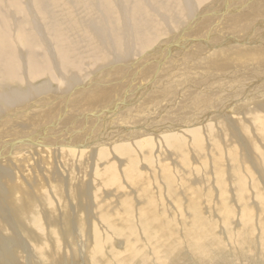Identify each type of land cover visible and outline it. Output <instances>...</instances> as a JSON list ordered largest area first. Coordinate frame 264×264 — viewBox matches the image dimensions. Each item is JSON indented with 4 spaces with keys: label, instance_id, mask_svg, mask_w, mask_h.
<instances>
[{
    "label": "rangeland",
    "instance_id": "rangeland-1",
    "mask_svg": "<svg viewBox=\"0 0 264 264\" xmlns=\"http://www.w3.org/2000/svg\"><path fill=\"white\" fill-rule=\"evenodd\" d=\"M261 2V8H264V1ZM261 8L256 7L253 13L244 18L246 21L249 16L252 17L247 23L255 19L252 23L255 26L253 34L249 38H239L237 42L226 45L225 36L230 35V31L218 32L220 37L216 40H219V43L212 42L214 37L208 42H211V45L221 44L220 46H210L208 43L205 45V37L204 40H194L193 50L181 59L182 63L179 65L183 67L191 63V58L201 55L195 46L205 45L206 52L208 51L205 59L210 57L209 64L214 69L208 66L198 67L199 69L196 68L193 72L189 69L190 74L186 77L191 79L192 83L205 75L207 77L208 73H216L218 69L223 71V61L227 59L224 57L225 53L238 54L241 50L239 55L242 56L239 58L240 61L244 60L237 62L236 67L243 65L239 70L221 72L224 79L218 75L220 79H217L223 81V93L210 100L214 107L209 112L213 109L220 110L219 114H214V118L215 115H225L223 112L230 114L231 118L220 125H214L212 129L202 128L200 140L188 135L183 137L185 144L182 149L161 142L156 143L150 152H135L129 157L120 155L121 152H109L108 156L102 159L99 157L98 147L96 155H93L92 150L76 153L80 154L79 156L65 151L64 156L61 152L54 155L52 151L47 150V153L33 152L24 156L25 158L18 155L19 157L12 161L8 157L3 158L8 161L3 165L10 166L8 170L11 172L4 178L5 183L4 175H1L3 185L0 189V206L4 207L10 217L0 216V236L11 240V255L8 259H12V264H264V130H260L264 123L259 118L264 120V111L259 112L264 110V9ZM255 15L260 17L255 18ZM215 33L217 36V31ZM185 47L187 48V45L183 46ZM176 48L175 44H171L168 50L173 51ZM206 52L204 51L205 54ZM233 57L230 59H239ZM220 61L223 62L222 67L218 66ZM257 63L258 66L263 65L258 67ZM251 65L255 69H252ZM181 84L189 82L175 81L171 91L181 88ZM226 90L235 92L230 95V99L227 98ZM48 95L41 99H46ZM149 101L151 100L147 98V103L143 101L134 108L129 107L123 114H118L116 119L114 118L116 121H112L109 126L111 130L131 119L129 124L140 120L136 125L150 119L152 116L148 118L147 115L143 118H132L133 114L141 112ZM138 106L140 108H137ZM235 106L241 109H235ZM247 108H250V112ZM198 111L193 116H198ZM158 112L156 117L160 118L159 116H165L167 110ZM193 116H190V119ZM177 120L178 118L174 121ZM119 124L120 126H117ZM161 132L154 131L145 135L157 136ZM112 147L105 145L109 151ZM132 159L137 165L135 173L138 179L130 177ZM148 219L157 223L159 233L148 224ZM198 223L204 228L211 226L209 235L213 240L208 239L205 243L213 253L205 255L204 251L201 254L198 250L193 252L188 232ZM128 224L136 226L132 231V234H135L133 237L127 231ZM157 233L162 242L160 247L151 244L155 242ZM169 248L173 249L169 251ZM3 249L4 247H0V252ZM6 263L7 261L2 262Z\"/></svg>",
    "mask_w": 264,
    "mask_h": 264
},
{
    "label": "bare ground",
    "instance_id": "bare-ground-1",
    "mask_svg": "<svg viewBox=\"0 0 264 264\" xmlns=\"http://www.w3.org/2000/svg\"><path fill=\"white\" fill-rule=\"evenodd\" d=\"M261 1L264 0H0V119L8 115L0 120V160L8 157L12 161L16 157H24L33 152L44 153L45 151L47 153V150L52 151L54 155L60 154L59 152L63 154L64 151L74 155L92 150L94 155L97 149L99 150L98 147L94 146L86 149H73V147L56 148L53 146L39 147L32 145L21 148L15 154L8 155L7 153L14 146L19 145L23 138L29 137L27 135L34 133L33 136H35L41 131L45 132L44 137L47 134L64 132L61 139L64 141V139L71 137V130H65V128L70 124H73V126L80 124V120L84 118L86 121L83 124L95 127L98 132V138L99 133H101L100 139H103V128H105L104 134L106 132L111 138L110 134L118 131L119 128L114 126V129L111 130L109 126L112 121H116L118 114H123L122 110H120V108H124L123 104H134L132 107L134 108L143 101L147 103V98L151 100L149 104L138 114H133L132 118H138V116L143 118L145 115L148 117L152 116L150 119L157 123L162 122L165 125V123L172 122L176 118L178 120H185L186 117L190 118L197 110H199V117H205L209 110L214 107L210 100L217 94L223 93L221 89L223 81L221 83L217 79V77L219 78L218 75H221L225 70L233 72L243 67V65L236 67L238 65L237 62L240 61V56H242L239 55L241 50L237 52L238 54L232 51V53H225L226 50L222 48L225 50L224 57L226 56L228 59L222 57L224 58L223 60L226 59L225 61L222 60L225 63L220 61L221 64H219L218 62V66L223 63V71L218 69L214 74L208 73L207 77L204 74L203 78L197 79L194 83L186 77L190 74L188 71L190 69L193 72L194 69L204 66L214 69L209 64L210 57L208 56L205 59L208 51L206 52L204 46L207 43L210 46L219 45H211V42H208L214 37L215 41L213 40L212 42L219 43V40H216L220 37L218 32L230 31V35L225 36L226 40L224 39L226 45L237 42L239 38H249L253 34V27L255 26L252 23L255 19L247 23L252 17L249 16L250 18L246 21H244V18L253 13V9L256 7L257 9L261 8V4H263ZM256 15L255 18L260 17ZM263 16L262 14V18ZM198 26L200 27L198 28ZM247 26L250 27L245 28ZM231 31H233V34H231ZM165 37H168V39ZM204 37L206 38V42L204 41L205 45L203 47L202 45L195 46L198 47L201 55L196 56L194 59L191 58L190 64L188 63L181 67L179 64L182 63V57L187 52L190 53L194 48L192 47V42L194 40L199 41L201 38L204 40ZM171 44H175V48L177 47L173 51L168 50ZM185 45H187V48H183ZM243 55L245 56L246 54L243 53ZM232 56H234L233 58H240L232 60L230 59ZM250 57V60H252V56ZM222 58L220 57V59ZM186 61L188 62V59ZM242 61L244 60L242 59ZM262 65L259 64L258 66L257 63L256 66L260 67ZM185 67L186 69L184 70L183 68ZM251 68L255 69L252 65ZM178 71H183V73L180 74ZM110 73L111 76L108 77ZM179 80L184 83L189 82L192 85L181 90L171 91L172 85ZM38 81L39 83H36ZM229 86L228 88H230ZM234 93L232 90L231 92L226 90L227 98L230 99V95H234ZM46 94H49L47 98L41 99ZM219 99L223 98L219 97ZM219 99H217L218 102ZM64 103L65 106H63ZM119 103L122 105L116 110V105ZM146 103L144 104L146 105ZM238 107L235 106L234 108L241 109ZM137 108L140 107L138 106ZM249 109L247 108V111ZM160 110H167V112L166 114L164 113L165 116L158 115L160 118H157L156 114ZM262 111L264 110H259V112ZM126 113L128 112L126 111ZM223 113L225 115L221 113V117H212L213 119L207 121L205 125L202 123L199 126L184 130L163 131L164 133L161 132L157 136L135 137L128 142H123V138L119 137L118 139L109 138L107 139L109 142L105 145L111 147L113 145V147L109 151L108 148H105V145L99 146V157L101 156L102 159H105L109 152L112 154H114L113 152H121L119 153L120 155L129 157L131 156L130 154L135 152L141 154L146 150H153L154 145L161 142L168 146L182 149L185 144L183 137L185 138L189 135L196 140L198 138L200 140L202 128L212 129L214 125H220L231 118L230 114H226L227 112ZM119 117L123 118L122 116ZM259 118L264 123L262 117ZM130 121L123 124V126L130 125L128 131L134 129V126L140 120H135L136 122L133 124H129ZM58 123L59 129H62L60 131L54 130ZM62 124L63 126L61 127ZM117 126H120V124ZM260 130H264V126H261ZM49 140L53 139L48 137L41 142H48ZM6 162L8 161L3 160L0 162V184L2 181L1 175H4L3 183H5L6 179L4 178L8 177V172H11L10 169L8 170L10 166L3 165ZM131 162L132 172L130 177L137 178L138 175L135 173L137 165L133 159ZM3 183L0 185V189ZM82 188L85 189L84 187ZM83 194L85 195V193ZM225 210L227 211L226 207ZM197 213L199 214V212ZM4 215L7 218L10 217L6 214L4 207L0 206V216L3 217ZM198 217L201 218L200 215ZM148 224L153 229L156 228L159 233L160 229L157 228V223L154 220L148 219ZM133 225L128 224L127 226V231L132 235L131 237L135 236L132 231L136 229V226ZM210 227L204 228L198 223L196 227H192L189 230L188 239L191 238L192 245L191 243L190 245L194 253H196V250L200 254L202 251H204V254L213 253L208 250L210 247L206 244L208 239L213 240V237L209 235L211 233ZM158 233L154 238L155 242H151V244L160 247L162 242L158 239ZM129 234L127 235L128 238H130ZM9 238L11 239V237ZM10 241L0 236V247H4L3 251L0 252V257L2 258L0 259V264L4 261H7L6 264H12V259H8L11 255L12 243ZM134 247H136V244L135 246L133 245V249H135ZM170 249L173 248H169V251H171Z\"/></svg>",
    "mask_w": 264,
    "mask_h": 264
},
{
    "label": "water",
    "instance_id": "water-1",
    "mask_svg": "<svg viewBox=\"0 0 264 264\" xmlns=\"http://www.w3.org/2000/svg\"><path fill=\"white\" fill-rule=\"evenodd\" d=\"M192 85L191 83L189 84H185L182 85L181 88H179L178 90L183 89L184 87L190 86ZM120 89V88H119ZM46 97V96H44ZM141 102V101H140ZM136 103V102H135ZM71 105V104H70ZM122 104H118L117 109H119V107ZM124 105V110L122 108H120V110H122L121 112L127 110L129 107L132 108L134 104H129V105ZM69 107V106H68ZM126 108V109H125ZM220 110L218 109H213L212 111H210L207 115L204 116H200V114L198 116H194L192 119H185V120H177V121H172L169 123H165V125L162 124V122L157 123L156 121L152 120V119H145L144 121L140 122L139 125L134 126V129L128 131L130 129V125L128 126H120L118 127L119 130L112 132V135L110 134L112 137L110 138L109 135L104 134V130L105 128H103V139H100V134L99 133V138L97 137V131L95 129V127L89 125V124H83L84 119L80 120V124L74 125L70 124L69 126H67L65 128V130H71V137L70 138H66L64 139V141H62V133L59 134H55V133H51V134H47L46 137L45 136V132H36L37 134L34 135V133H32L31 135H27L29 137L23 138L22 141L19 142V145L17 144V146H14L12 148V150L7 153L9 154H15L16 151L20 150L21 148L27 147V146H41V147H48V146H53L56 148H64V147H73V149H86V148H90L92 146L94 147H99L102 145L107 144L109 141L107 139H114V138H123L122 141H129L130 139H133L135 137H139L140 135H145L146 133H150V132H154V131H177L180 129H188V128H193L195 126H199L200 124H205L207 123V121H209L210 118L214 117L215 113H218ZM120 112V113H121ZM216 116V115H215ZM199 117V118H198ZM149 118V117H148ZM58 121V120H57ZM66 121V120H65ZM66 123V122H65ZM64 123V124H65ZM63 126V124L61 125V127ZM89 126V127H88ZM54 130L60 131L62 130L61 128L59 129V123L57 126L54 127ZM64 130V131H65ZM107 130V129H106ZM102 136V135H101ZM105 136V138H104ZM52 138L53 140H49L48 142H41L43 139L45 138ZM56 139V140H54Z\"/></svg>",
    "mask_w": 264,
    "mask_h": 264
}]
</instances>
